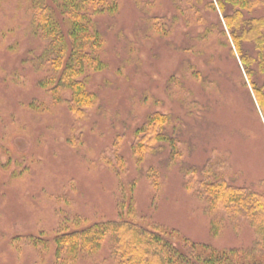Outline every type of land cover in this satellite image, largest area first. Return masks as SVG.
<instances>
[{"label": "rangeland", "instance_id": "374dc122", "mask_svg": "<svg viewBox=\"0 0 264 264\" xmlns=\"http://www.w3.org/2000/svg\"><path fill=\"white\" fill-rule=\"evenodd\" d=\"M151 1L118 0L99 17L95 95L72 101L44 83L57 53L38 60L48 39L30 0H0V264H116L107 236L76 252L57 240L126 219L197 253L255 241L245 219L214 223L195 189L222 178L264 192V109L215 16L207 28Z\"/></svg>", "mask_w": 264, "mask_h": 264}, {"label": "trees", "instance_id": "16d2710c", "mask_svg": "<svg viewBox=\"0 0 264 264\" xmlns=\"http://www.w3.org/2000/svg\"><path fill=\"white\" fill-rule=\"evenodd\" d=\"M171 1L176 4L179 15L198 16V21L205 22L207 28L211 25L207 16L216 17L225 45H231L233 55L232 49L236 50L264 109V15H259V10L264 9V0H186L183 4ZM30 3L32 28L48 39V46L38 60L42 61L46 54L57 53L48 67L51 78L44 83L72 92V101L93 98L95 93L87 90L86 84L97 69L91 67L93 59L88 57L101 47L99 17L114 13L118 0H30ZM188 32H192L190 27ZM183 47L178 45L184 51ZM155 115L162 116L158 112ZM199 184L195 191L213 212L212 221L222 222L226 218L233 225H239L247 220L256 235L253 244L229 252L205 253L199 249L197 253L190 251L196 248L195 244L187 246V242L175 241L161 230L126 219L66 232L57 240L58 249L76 252L100 244L107 236L114 242L116 264H264V192L248 190L222 178L213 181L203 178ZM129 213L134 214L132 208Z\"/></svg>", "mask_w": 264, "mask_h": 264}]
</instances>
